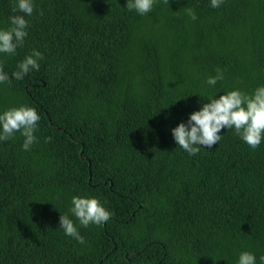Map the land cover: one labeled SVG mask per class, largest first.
<instances>
[{
    "label": "trees",
    "instance_id": "1",
    "mask_svg": "<svg viewBox=\"0 0 264 264\" xmlns=\"http://www.w3.org/2000/svg\"><path fill=\"white\" fill-rule=\"evenodd\" d=\"M14 2L0 0V29ZM33 2L23 46L0 53V113L40 116L29 151L19 132L0 142V264H237L242 251L261 264L264 140L253 150L222 129L190 156L171 129L209 96L264 85V0H156L145 15L127 0ZM33 49L39 70L16 80ZM73 196L113 215L82 227ZM64 214L86 244L64 234Z\"/></svg>",
    "mask_w": 264,
    "mask_h": 264
},
{
    "label": "clouds",
    "instance_id": "2",
    "mask_svg": "<svg viewBox=\"0 0 264 264\" xmlns=\"http://www.w3.org/2000/svg\"><path fill=\"white\" fill-rule=\"evenodd\" d=\"M155 3L156 0H127L126 7L129 11L135 10L138 14L145 15L152 11ZM163 3L168 5L169 0H163ZM223 3L224 0H210L212 8H219ZM12 12L14 14L9 17L10 26L0 29V53L8 55H14L16 49L23 46L30 26L25 17H30L34 12L33 0H15ZM185 12L191 20L197 19L194 9L185 8ZM40 14L43 15V12ZM43 58L41 52L33 49L31 54L25 56L17 65L12 77L20 80L30 71H38L39 61ZM223 79L224 71L218 67L216 74L208 77L206 83L215 86ZM8 80L9 76L0 64V83ZM39 121L40 116L33 107L21 105L4 110L0 113V142L14 138L19 132L24 137L22 149L29 151L37 142L38 138L34 133L38 129ZM222 129H233L253 150L260 146L264 140V85L256 87L251 93L233 89L218 98L209 96L198 111L189 114L186 123H179L171 132L176 144L188 155L194 156L199 153L201 147L211 149L217 145L221 140L219 133ZM50 140L51 137L46 138V142ZM71 204L69 212L85 228L90 224L101 226L113 215L95 197L73 196ZM59 222L66 236L81 245L87 243L68 214L60 215ZM260 260L261 264H264V256H261ZM237 264H256V257L251 252L242 251Z\"/></svg>",
    "mask_w": 264,
    "mask_h": 264
}]
</instances>
